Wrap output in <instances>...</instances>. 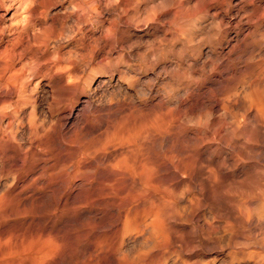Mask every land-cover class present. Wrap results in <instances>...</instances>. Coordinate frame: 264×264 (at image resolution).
I'll use <instances>...</instances> for the list:
<instances>
[{
	"label": "rangeland",
	"instance_id": "1",
	"mask_svg": "<svg viewBox=\"0 0 264 264\" xmlns=\"http://www.w3.org/2000/svg\"><path fill=\"white\" fill-rule=\"evenodd\" d=\"M65 1L0 0V264H264V0Z\"/></svg>",
	"mask_w": 264,
	"mask_h": 264
},
{
	"label": "bare ground",
	"instance_id": "2",
	"mask_svg": "<svg viewBox=\"0 0 264 264\" xmlns=\"http://www.w3.org/2000/svg\"><path fill=\"white\" fill-rule=\"evenodd\" d=\"M27 1V0H26ZM30 1L31 0H29V3H30ZM92 1L93 0H66L65 2L68 4V8L70 9V15H74V16H76L77 18H78V23L79 24H81L80 23V20L81 19H83L85 22H87V21H89V20H92L91 18L94 16V13L96 12V9L94 8V6L92 5ZM96 1V0H95ZM95 1H93V2H95ZM103 1V0H102ZM102 1L100 0V1H96V2H101V3H99L98 4V6L96 7L97 9L98 8H100V6H101V4H102ZM141 0H114L113 2L114 3H112V6L114 7V8H116L117 10H119V8H120V11H121V7H124V6H130L131 5V7H132V13H133V17L135 16V15H137V11H136V7L139 5V4H141V2H140ZM23 2H25V1H23ZM106 2V1H105ZM27 3V2H26ZM28 3V4H29ZM34 3V2H33ZM146 3V5L149 3V0H147V2H145ZM182 3V2H181ZM24 6H26V4H23ZM22 5V6H23ZM33 5H35V4H33ZM111 5V4H110ZM37 6V5H36ZM104 6H108V5H106V3H105V5L103 4V7ZM111 6V7H112ZM144 6V5H143ZM19 7V6H18ZM106 7L103 9V10H105L106 9ZM111 7H107V8H111ZM130 7V8H131ZM20 8V7H19ZM23 8V7H22ZM25 9H27V7H25ZM112 9V11H114L113 10V8H111ZM115 9V10H116ZM140 9V8H139ZM30 10V9H29ZM32 10H34V9H32ZM99 10V9H98ZM171 10V9H170ZM25 11V10H24ZM100 11V10H99ZM98 11V12H99ZM106 11V10H105ZM108 11V10H107ZM106 11V12H107ZM110 11V10H109ZM27 13L29 12V11H26ZM25 12V13H26ZM35 12V11H34ZM39 12V11H38ZM65 12V11H64ZM24 13V12H23ZM32 13H33V11H32ZM123 13H124V11H123ZM40 14V13H39ZM67 14V13H66ZM119 14V13H118ZM121 14H122V11H121ZM129 14V13H128ZM172 15V14H171ZM79 16L81 17L80 19H79ZM128 17H129V15H127ZM24 17H26V16H24ZM42 17V16H41ZM76 17H75V19H76ZM131 17V16H130ZM133 17H131V19L129 18V20H132V18ZM28 18V17H27ZM50 18V17H49ZM25 19V18H24ZM30 19V18H29ZM51 19V18H50ZM53 19H54V17H53ZM77 20V19H76ZM83 20H81V22L83 23ZM134 20V19H133ZM21 21H23V20H21ZM58 20H56V22H57ZM75 21V20H74ZM138 21V20H137ZM20 22V21H19ZM45 22V21H44ZM84 22V24H86ZM95 22V21H94ZM135 22V24L134 25H136V20L134 21ZM29 23V22H28ZM28 23H26L25 24V21H24V23H23V25L22 26H20V28L17 30V32L15 33V36H14V43H13V49H12V47H10V48H8V49H12V51H11V53H12V55H10V58H12V56L15 54V52H16V48L17 47H19V43L22 41L21 39L24 37V36H26V32H27V29H28ZM59 23V22H58ZM96 23V22H95ZM22 24V23H21ZM54 24V23H53ZM60 24V23H59ZM58 24V25H59ZM77 24V23H76ZM65 25V24H64ZM31 26V25H30ZM56 26H57V24H56ZM68 26V25H67ZM131 26V25H130ZM132 26H133V24H132ZM60 27V26H59ZM61 27H63V26H61ZM68 28V27H67ZM64 29V28H63ZM63 29L62 30H60L61 32L63 31ZM66 29V28H65ZM69 29V28H68ZM58 30H59V28H58ZM55 32H56V30H55ZM59 32V31H58ZM55 35V34H54ZM58 35H59V33H58ZM13 40V39H12ZM12 45V44H11ZM57 48V47H56ZM55 49V48H54ZM4 50V49H3ZM7 50V49H6ZM5 50V51H6ZM24 51V50H23ZM7 52V51H6ZM19 52V53H18ZM17 53H18V55L20 56L21 55V52H22V50L20 49L19 51H18ZM16 53V54H17ZM5 54V53H4ZM4 54L1 56V57H4ZM6 56H7V54H6ZM14 57V56H13ZM10 58H8V60L10 59ZM3 59V58H2ZM5 59V58H4ZM3 59V60H4ZM16 59V58H15ZM19 59H20V57H19ZM6 60V59H5ZM4 60V61H5ZM3 62V61H2ZM56 63V62H55ZM54 63V64H55ZM3 64V63H2ZM4 65L5 66H7V67H9V61H6L5 63H4ZM3 65V66H4ZM6 67V68H7ZM25 70H26V68H25ZM22 74V73H21ZM254 83V82H253ZM257 84V83H256ZM257 88H258V86H256ZM260 87V86H259ZM261 88H262V85H261ZM259 89V88H258ZM251 90H253V88H251ZM263 91V90H262ZM253 92V91H252ZM252 95V94H251ZM251 95H249V96H251ZM253 97H255V99L254 98H251V99H253V101H251L250 100V102L252 103V105H254V107H256V109L257 110H261L262 108H264L263 106H264V91L263 92H260L259 94H256V96H255V94H254V96ZM249 99V98H248ZM262 111H264V110H262ZM262 111H260V113L262 112ZM259 113V112H258ZM259 113V114H260ZM263 113V112H262ZM258 114V115H259ZM261 116H264V114L263 115H261ZM264 118V117H263ZM260 137V136H259ZM188 139V138H187ZM179 167V166H178ZM175 172V171H174ZM177 172H179V171H177Z\"/></svg>",
	"mask_w": 264,
	"mask_h": 264
}]
</instances>
